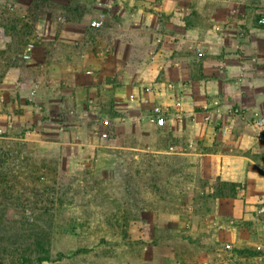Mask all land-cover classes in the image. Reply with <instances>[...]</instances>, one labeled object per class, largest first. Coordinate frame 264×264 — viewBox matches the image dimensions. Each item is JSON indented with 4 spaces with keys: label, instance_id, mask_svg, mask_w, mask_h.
<instances>
[{
    "label": "crops",
    "instance_id": "obj_1",
    "mask_svg": "<svg viewBox=\"0 0 264 264\" xmlns=\"http://www.w3.org/2000/svg\"><path fill=\"white\" fill-rule=\"evenodd\" d=\"M53 1L59 9L39 13L25 43L6 32L4 19L0 23L2 150L14 153L15 144L21 152L31 136L72 149L70 159L94 155L99 149L88 147L91 137L82 126L108 110L103 118L110 119L114 138L103 146L131 159L141 151L162 157L169 168L164 192L149 185L160 207L119 216L134 219L128 227L119 224L120 232L128 229V242L143 247L122 264H182L181 243L195 261L207 257L198 264H230L228 258L211 262L209 252H231L239 243L240 249L264 246L258 212L264 138H254L249 122L264 115V26L221 10L201 17L186 0H95L92 16L82 1ZM28 5L0 0L4 15L23 14ZM94 19L98 27L91 26ZM27 43L31 57L23 59ZM156 104L172 115L162 127L152 117ZM234 106L245 116L233 114ZM43 116L54 122L56 135ZM222 126L230 132L222 134ZM218 182L234 183L235 194L215 196ZM200 190L207 199L198 201ZM138 192V201L153 202ZM133 196L119 200L132 202ZM159 232L171 238L157 242ZM235 258L244 255L235 252Z\"/></svg>",
    "mask_w": 264,
    "mask_h": 264
},
{
    "label": "rangeland",
    "instance_id": "obj_2",
    "mask_svg": "<svg viewBox=\"0 0 264 264\" xmlns=\"http://www.w3.org/2000/svg\"><path fill=\"white\" fill-rule=\"evenodd\" d=\"M26 1H29V5L19 15L16 11L4 15L6 11L0 7V23L4 19L6 32L21 39L18 44L25 43L32 37L33 20L39 13L59 9L53 0ZM77 1L84 2L83 9L92 16L95 0ZM185 2H194L201 17H211L214 12L221 10L227 16L234 15L239 20L247 18L256 25H259V16L264 13V0ZM190 18L194 19L191 15ZM1 76L0 73V80ZM107 114L108 110L94 113L92 119L82 126L85 136L91 137L86 138L87 142H91L88 147L99 149L94 155L80 152L70 159L68 153L72 149L66 151L61 146L58 149L49 142H36L29 136L21 152H16L17 146L14 144L11 160L8 163L0 162V169H4L5 173L9 167L14 169L15 182L23 177L19 167L25 156L41 158L50 163V167L43 169L42 176L36 182L26 179L14 184L10 181L15 185L11 192L2 193L1 190L6 187L0 176V264H122L129 263L131 257H135L140 248H143L130 244L127 240L128 229L120 232L119 224L128 227L131 220H134L128 217L129 214L137 213L138 208H143L144 211L147 207L161 206L160 202L153 201L156 200L154 191L157 189L158 192H164L163 181L169 168L162 157H153L152 154L149 156V153L141 151L136 158L131 159L130 154L115 152L103 146L114 138L112 129L109 130L107 139H101L96 134V127ZM42 120L47 126L46 130L56 135L54 122L47 116H43ZM26 129L32 130L33 126ZM0 141V149H3V142ZM139 142L146 144L143 139ZM151 183L159 186L152 191L149 187ZM138 190L153 202L138 201L135 197ZM124 195H134V200L122 202L119 199ZM206 195L205 190H200L198 201ZM23 199L26 204L21 203ZM123 212L128 216L120 218ZM170 238V235L159 232L156 241ZM178 246L182 264H198L200 259L207 258L203 255L195 261L190 256L193 250L187 249L184 243ZM238 246L240 249L243 245L239 243ZM236 249L237 247L232 248L231 252H213L209 249L208 258L211 262L228 258L230 264H264V246L259 250L252 248L254 252L245 253L242 259L235 258ZM256 251L261 252L254 254Z\"/></svg>",
    "mask_w": 264,
    "mask_h": 264
},
{
    "label": "built area",
    "instance_id": "obj_3",
    "mask_svg": "<svg viewBox=\"0 0 264 264\" xmlns=\"http://www.w3.org/2000/svg\"><path fill=\"white\" fill-rule=\"evenodd\" d=\"M259 25H264V13H262L258 20ZM100 25V20L94 19L91 21V26L98 27ZM32 48L31 43H27L23 52H22V58L28 59L31 57L30 50ZM147 91L152 90L151 87H146ZM207 108V107H206ZM208 110V108H207ZM231 112L239 117H244L246 112L238 106H234L231 109ZM152 117L155 120V123L157 126L162 127L164 126L168 119L172 117L168 107L162 105V104H156L152 108ZM206 119L210 120V114L208 113L206 115ZM250 126L253 131V136L256 140H260L264 138V115H253L250 117ZM109 125H110V119L109 118H103L101 120V123L99 126L96 127V134L101 139H107L108 133H109ZM220 132L222 134H228L230 132V129L228 126H222L220 127ZM258 212L260 214L264 215V203L260 204L258 207ZM226 247L229 248L230 245L226 244ZM203 264H207V262H204Z\"/></svg>",
    "mask_w": 264,
    "mask_h": 264
},
{
    "label": "trees",
    "instance_id": "obj_4",
    "mask_svg": "<svg viewBox=\"0 0 264 264\" xmlns=\"http://www.w3.org/2000/svg\"><path fill=\"white\" fill-rule=\"evenodd\" d=\"M28 153V152H27ZM31 154V153H28ZM11 156H13V153H9L7 151H4L0 149V162H9L11 160ZM32 164V165H31ZM47 167H50V163H46L41 158H36L33 156H25L20 161V173L22 174V178L20 180L14 181L16 178V174L13 171L14 169L11 167H7L8 170H6L7 173H5L4 169H0V176L2 177V181L5 183L4 189H2V193H7L8 191L11 192L13 190V186H15V183H21V181H25L26 179L34 180V182L37 181V179L42 176L41 173L43 172V169H47ZM4 170V171H3ZM10 181H13V183H10ZM213 194L215 196H233L235 194V184L229 183V182H218L216 186H214ZM25 200H21L22 204ZM238 254L246 255L245 253L248 252H254L252 249H237L236 251ZM261 251H256L254 254H258Z\"/></svg>",
    "mask_w": 264,
    "mask_h": 264
}]
</instances>
